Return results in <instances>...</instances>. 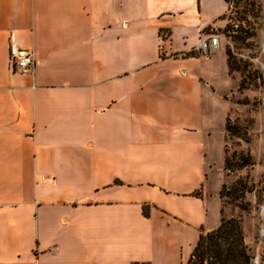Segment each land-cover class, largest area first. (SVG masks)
<instances>
[{"label":"crops","instance_id":"obj_1","mask_svg":"<svg viewBox=\"0 0 264 264\" xmlns=\"http://www.w3.org/2000/svg\"><path fill=\"white\" fill-rule=\"evenodd\" d=\"M227 11L0 0V264H186L223 216L238 84L223 48L191 53ZM9 44L33 53L30 70H10Z\"/></svg>","mask_w":264,"mask_h":264},{"label":"rangeland","instance_id":"obj_2","mask_svg":"<svg viewBox=\"0 0 264 264\" xmlns=\"http://www.w3.org/2000/svg\"><path fill=\"white\" fill-rule=\"evenodd\" d=\"M222 21V26L209 28L207 34L220 36V48L230 53L232 65H239V70L229 65L238 87L227 119L230 133L225 129L223 219L238 220L242 233L243 226L251 227L253 240L260 245L264 244L259 236L264 231L260 211L264 209V0H228ZM246 32L253 36L247 38ZM234 35L246 40L235 42ZM249 252L252 262L258 256Z\"/></svg>","mask_w":264,"mask_h":264},{"label":"trees","instance_id":"obj_3","mask_svg":"<svg viewBox=\"0 0 264 264\" xmlns=\"http://www.w3.org/2000/svg\"><path fill=\"white\" fill-rule=\"evenodd\" d=\"M228 5V0H225ZM236 33V32H235ZM241 34L244 32H240ZM248 35L247 38L253 36ZM245 36V35H244ZM245 37H239V35L233 36V41L243 43L246 39ZM191 55H197L191 53ZM228 67L231 64L230 53L226 51ZM236 65V70H239L238 63H233ZM232 65V66H233ZM235 68V67H234ZM231 72V69L229 67ZM226 132L230 133V128L225 126ZM227 160H225V167L227 168ZM198 196V193L194 194ZM142 214L144 217L149 216V208L143 206ZM252 256L249 249L244 243L243 233L240 227V222L235 219H223L220 221V225L212 232L204 233L200 232L198 240L186 262V264H250Z\"/></svg>","mask_w":264,"mask_h":264},{"label":"built area","instance_id":"obj_4","mask_svg":"<svg viewBox=\"0 0 264 264\" xmlns=\"http://www.w3.org/2000/svg\"><path fill=\"white\" fill-rule=\"evenodd\" d=\"M220 36L215 34L207 35L199 44L193 49V53L201 56H209L219 51ZM33 53L28 50L19 48L14 44L8 45V64L13 73H23L30 70L34 65ZM263 69L262 64H259ZM261 213L264 209L261 208ZM260 238H264V231L259 233ZM251 264H259L258 257H254Z\"/></svg>","mask_w":264,"mask_h":264}]
</instances>
